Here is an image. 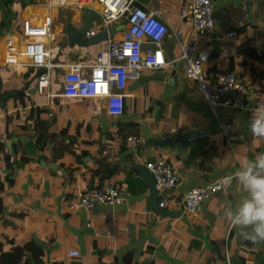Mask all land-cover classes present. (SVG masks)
Returning a JSON list of instances; mask_svg holds the SVG:
<instances>
[{"label": "crops", "instance_id": "obj_1", "mask_svg": "<svg viewBox=\"0 0 264 264\" xmlns=\"http://www.w3.org/2000/svg\"><path fill=\"white\" fill-rule=\"evenodd\" d=\"M48 1L24 6L16 1L13 11L17 20L40 21L52 11L56 22L61 9L49 8ZM139 1L168 24L163 49L169 64L144 68L138 80L129 81L122 115H109L92 99H71L64 109L61 100L70 99L36 96L35 81L26 89L24 104L13 98L0 102V180L5 186L0 239L10 238L15 245L35 240L45 251L41 264H264V242L246 239L227 217V210L246 196L234 174L264 153V138L250 131L252 113L227 108L214 113L186 77L180 42L202 43L192 21L180 16L188 0ZM91 7L101 9L99 3ZM86 8L74 5L75 16L68 23L81 26ZM214 16L215 34L202 43L210 52L204 63L207 76L234 71L250 90V104L264 102V0H216ZM53 32L59 37L65 26L55 24ZM230 32L236 35L228 37ZM6 34L0 36V83L10 90L26 80L24 74L15 72L16 78L3 69ZM103 47L94 53L90 49L84 58L76 47L74 61L93 59ZM33 107L48 109L40 117L51 120V131L58 133L57 141L44 149L35 144L39 114L31 112ZM226 122L232 124L229 137L221 129ZM189 131L198 133L187 137ZM173 134L180 138L165 148L147 145L151 138ZM132 135L141 138L137 146L128 141ZM158 156L167 157L180 175L165 206L182 211L176 216L152 207L148 183L135 168ZM223 177H229L227 184L197 214L184 210L185 193ZM109 186L119 188L120 204L70 208L82 192ZM11 247L5 244L6 250ZM71 250L80 254L72 256Z\"/></svg>", "mask_w": 264, "mask_h": 264}, {"label": "built area", "instance_id": "obj_2", "mask_svg": "<svg viewBox=\"0 0 264 264\" xmlns=\"http://www.w3.org/2000/svg\"><path fill=\"white\" fill-rule=\"evenodd\" d=\"M101 5L100 16L95 26L86 32L91 37L99 31L108 30L119 24L125 28L109 36L105 46L95 53L93 59H82L65 63L57 60L59 45L53 29L55 15L46 14L38 19L24 18L16 28L5 35L3 40V63L14 72L25 74L31 69H41L37 76L40 94L68 99H92L102 103L111 116L124 113V98L129 81L138 80L144 68H164L169 64L163 49V42L169 33L168 24L157 11L145 7L139 0H50L49 8L64 9L80 5L91 7ZM216 0H188L180 16L192 21L195 34L202 43L211 40L215 34ZM236 32L227 36L234 37ZM201 41L180 42V59L185 62V75L193 80L201 96L214 113L220 108L247 110L252 113L255 106L250 104V90L234 71L220 72L208 77L204 63L210 55ZM81 56L88 57L91 47H79ZM61 75V91L51 92L55 79ZM222 133L229 137L231 123H221ZM131 145L137 146L141 138L128 137ZM152 173L159 205L165 207L167 192L180 181L172 162L165 156H158L147 162ZM229 177H223L204 186L193 187L181 199L185 211L197 214L202 204L215 192L221 190ZM122 202L117 187H93L77 196L69 205L71 209H93L99 204L117 205ZM78 250L70 255L78 256Z\"/></svg>", "mask_w": 264, "mask_h": 264}, {"label": "trees", "instance_id": "obj_3", "mask_svg": "<svg viewBox=\"0 0 264 264\" xmlns=\"http://www.w3.org/2000/svg\"><path fill=\"white\" fill-rule=\"evenodd\" d=\"M17 0H0V36L8 33L13 28V22L17 17V13L13 11V5ZM28 3H33L35 0H27ZM26 1H23V6L27 5ZM67 36L64 43L62 41L58 42L60 47L59 53L57 55V60L61 58L64 52L63 46L66 45ZM41 73V69H31L25 73L24 79L26 80L21 88H12L10 90L4 89L0 83V102H5L10 98H13L17 103L19 100L24 104V96L26 95V89L29 85L36 80L37 76ZM48 109L33 107L31 112L35 115L39 114L37 117L36 127L38 129L37 138L35 141L36 146L40 149H44L46 145L53 144L57 141L58 133L51 131V120H46L40 117L42 112ZM62 136H67V129L60 131ZM73 141L72 139L69 143ZM62 141L60 140L59 143ZM65 143V142H64ZM69 143H65L68 147ZM65 148L61 150V156L64 155ZM28 159V158H27ZM5 189L3 181L0 180V193ZM4 213V203L0 197V218ZM11 243L12 247L8 250L5 249L6 243ZM45 254L44 248L35 240H30L24 245H15V243L10 238L0 239V264H41L43 261V256Z\"/></svg>", "mask_w": 264, "mask_h": 264}, {"label": "clouds", "instance_id": "obj_4", "mask_svg": "<svg viewBox=\"0 0 264 264\" xmlns=\"http://www.w3.org/2000/svg\"><path fill=\"white\" fill-rule=\"evenodd\" d=\"M249 126L254 136L264 138V104L252 109ZM233 178L246 196L234 209L227 210V217L246 239L264 242V153L245 163Z\"/></svg>", "mask_w": 264, "mask_h": 264}, {"label": "water", "instance_id": "obj_5", "mask_svg": "<svg viewBox=\"0 0 264 264\" xmlns=\"http://www.w3.org/2000/svg\"><path fill=\"white\" fill-rule=\"evenodd\" d=\"M100 13L98 10L88 7L83 15V24L77 26L74 23H67L65 26V32L67 36V42L71 47H91L92 45L98 44L102 41H106L109 36H114L119 30L125 28V24H119L111 27L108 30H103L97 32L91 37H85L87 31L93 28L95 21L99 19ZM198 133L196 131H189L186 133L187 137H193ZM180 134H173L169 137L159 138V139H149L147 145L154 144L161 148H165L168 144L172 143L174 140L179 139ZM139 173L144 177L148 183L150 189V199L152 202V207L160 212L164 216H176L182 211L169 210L166 207H161L159 205V195L156 187V183L152 173L144 166L135 167Z\"/></svg>", "mask_w": 264, "mask_h": 264}, {"label": "rangeland", "instance_id": "obj_6", "mask_svg": "<svg viewBox=\"0 0 264 264\" xmlns=\"http://www.w3.org/2000/svg\"><path fill=\"white\" fill-rule=\"evenodd\" d=\"M23 1L24 2L26 1V3H28L27 0H17V2H20L21 4H23ZM72 7L73 6L71 5V6H68V7L64 8V9H61L59 11V13H58V16L56 17L55 24L63 25V28H64V26H66V24L68 23V21H70L71 19H73V16H75V10L72 9ZM55 13H56V11H55ZM17 17L15 18V20L13 22V26H14L13 29L16 28V26L21 22L20 17L18 18V20H17ZM0 18H1V13H0ZM65 34H66V32H63V35L57 37V42L62 41V43H64L65 40H66V35H67V34L66 35ZM104 43H105V41H102V42H100L98 44L92 45L91 46L92 53H94L95 51H97L100 47H103ZM63 48H64V54L61 56L60 59H58V61L62 60V61H65L66 62V60H72V61L76 60L75 59L76 58V53L74 52L75 51L74 49H76V47H71L68 44V42H66V45L63 46ZM7 68H8V66H6V65L3 67V69L5 71L9 72L10 75H12V74H15L16 75V73L14 71H12V70L9 71ZM16 78H18L17 75H16ZM24 81H25V79L23 78V82ZM34 81H35V84H34V86H35V95L36 96H42L38 92L37 80H34ZM50 90L53 93H59L61 91V75H59L55 79V81H54V83H53V85H52V87H51ZM45 96H47V95H45ZM45 96H42V98L43 99H46ZM68 101H72V100L71 99L70 100L62 99L60 106L65 109L67 107V102ZM53 103H54V101H53Z\"/></svg>", "mask_w": 264, "mask_h": 264}]
</instances>
